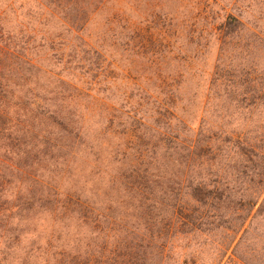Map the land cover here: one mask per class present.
Instances as JSON below:
<instances>
[{"label": "rangeland", "instance_id": "1", "mask_svg": "<svg viewBox=\"0 0 264 264\" xmlns=\"http://www.w3.org/2000/svg\"><path fill=\"white\" fill-rule=\"evenodd\" d=\"M87 2L0 0V80L6 64L37 66L16 94L29 87L40 112L75 121L72 138L41 145L53 129L4 111L0 264H60L146 235L199 182L222 196L208 221L240 226L257 202L247 232L178 238L168 264H206L222 241L221 264H264V0H108L83 28ZM229 16L243 26L225 37Z\"/></svg>", "mask_w": 264, "mask_h": 264}, {"label": "trees", "instance_id": "2", "mask_svg": "<svg viewBox=\"0 0 264 264\" xmlns=\"http://www.w3.org/2000/svg\"><path fill=\"white\" fill-rule=\"evenodd\" d=\"M107 1L108 0H90L89 2L88 0V7L85 11L87 16L83 21V28H87V26L90 25L94 16L103 8ZM242 26L243 23L240 19L229 16L219 24V30L226 37L232 34H238ZM38 71H40L39 68L33 64H6L2 67L1 80L3 79V81L0 80V129L6 125L3 118L6 115L4 111L6 113L9 112V109L13 106L19 107L26 112L25 115H29L28 119L30 118L31 121H43L51 130L53 129V131H49L47 134L37 133L34 139L39 144H46L53 138L58 141L72 138L75 131L73 128L75 123L73 118L62 114L59 110L48 109L45 111L41 110L40 112V97L35 94L32 89L30 90L29 87L24 95L21 94L19 96L16 94V92L24 88L25 85L30 84L33 78L37 77L36 73ZM44 73L51 77L57 75L55 72L48 69H44ZM79 74L82 75L81 73ZM70 76L76 77L74 74H70ZM82 77H84V75ZM32 97H34L33 101H30ZM78 134L77 132L75 136L77 137ZM195 148L196 142L191 139L187 145H183L182 152L185 151L184 154L186 156H193ZM188 187L190 188L187 192L190 199L189 202H179L174 204L172 208H166L164 214L165 220L162 218L163 220L159 223V228H156L155 224H149L145 227L146 235L143 232H137L136 234L132 233L135 237L128 235L120 237L112 236V238L110 237L103 242L106 244V246L102 248L103 250L105 248V251L87 252L83 254L78 252L60 262V264H168L172 260L174 241L178 238L196 235H205L211 238L217 232H224L226 236H229L230 233L238 234L240 231L242 234L247 232L245 223L250 217L257 202H247L248 204L246 203V206H249L247 211L245 210L247 214L245 216L240 214L237 215V217H241L242 219L241 225L231 226L227 224V222L208 221L210 217H216L217 219L223 218L224 211L221 207L211 203V200L214 199L221 201L222 196L219 198L214 196L212 194L214 191L204 182H199L196 185L190 184ZM65 200L66 196L64 202ZM263 202L264 201L260 204L257 212L260 210ZM208 204H210L216 212L215 215L209 214L210 211L207 210ZM69 207L70 219L74 218L77 222H81L85 225L81 205L76 203L74 206L72 203ZM223 243L224 241L217 244L216 253L211 258L210 262L206 264H221L224 250H226ZM237 246H239V243L235 245V247Z\"/></svg>", "mask_w": 264, "mask_h": 264}]
</instances>
